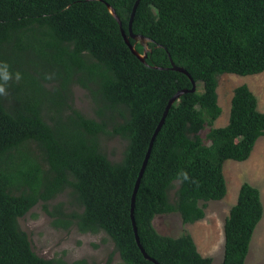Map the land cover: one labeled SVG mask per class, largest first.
Segmentation results:
<instances>
[{"label": "trees", "instance_id": "trees-1", "mask_svg": "<svg viewBox=\"0 0 264 264\" xmlns=\"http://www.w3.org/2000/svg\"><path fill=\"white\" fill-rule=\"evenodd\" d=\"M136 1L0 0V62L22 75L0 96V264H64L38 256L19 220L67 191L70 214L63 204L53 213L45 206L57 225L105 233L123 264H154L136 242L132 196L165 108L184 89L154 142L134 217L142 247L159 264H213L189 232L165 236L154 222L174 213L184 224L203 220L206 203L227 194L225 162L247 161L264 136V111L246 84L233 91L228 124L214 127L219 77L264 72V0H141L132 29L152 40L146 64L107 7L134 44ZM170 59L197 83L195 92ZM74 86L88 93L96 118L74 107ZM109 135L126 142L120 161L102 149ZM181 170L189 181L177 179ZM263 216L260 190L242 184L225 220L221 264H245Z\"/></svg>", "mask_w": 264, "mask_h": 264}, {"label": "rangeland", "instance_id": "rangeland-1", "mask_svg": "<svg viewBox=\"0 0 264 264\" xmlns=\"http://www.w3.org/2000/svg\"><path fill=\"white\" fill-rule=\"evenodd\" d=\"M246 84L258 99V108L264 111V72L259 75L241 77L225 74L218 79V98L222 114L214 127L221 128L228 124L233 91ZM73 105L85 116L96 118L94 105L88 93L79 86H74ZM207 128L202 136L205 137ZM210 136L209 141L211 142ZM207 141L209 144L210 142ZM126 142L119 137L105 136L102 149L108 158L117 162L123 157ZM224 175L227 183V194L221 201L206 203L205 218L194 224H184L179 214L162 215L154 224L157 231L165 236L179 237L187 231L191 234L199 253L203 257L213 258V264H221L224 256V224L230 209L236 204L239 190L244 183L257 187L261 192L264 206V136L261 137L249 159L245 162L226 161ZM69 191L59 195L47 205L40 202L29 213L19 220L21 229L27 233L34 252L46 259L56 260L64 264H74L86 260L88 264H123L114 243L105 233H81L77 227L65 228L57 225V217L45 210L63 204L64 213L70 214L74 207L69 205ZM245 264H264V216L258 224Z\"/></svg>", "mask_w": 264, "mask_h": 264}, {"label": "water", "instance_id": "water-1", "mask_svg": "<svg viewBox=\"0 0 264 264\" xmlns=\"http://www.w3.org/2000/svg\"><path fill=\"white\" fill-rule=\"evenodd\" d=\"M140 1L141 0H137L133 6V9H132V14H131V18H130V22H129V27H128V31H129V37L130 39L134 40V44H131L129 38L126 36L125 34V31L124 29L122 28V22L120 20V18L118 17L116 11L110 6V5H107L108 9H109V12L112 14V16L116 19V21L118 22L120 28H121V32H122V36L125 40V43L126 45L130 48V50L132 51V53L142 62V63H145L146 64V59L148 57V54L149 52H151V50L149 49L148 47V44L150 42H152V40H150L149 38H146L145 36H142V35H137V34H134L133 32V29H132V26H133V21H134V17H135V14H136V11H137V8L140 4ZM137 44H140L143 49H144V52L143 54L139 53L136 49V45ZM171 60V59H170ZM171 65H172V70L174 71H177V72H181L185 75H187L191 81H192V90L191 92H195L197 90V83L192 79V77L190 76V74L182 67H178L175 65V63L171 60ZM190 92L189 90L187 89H184V90H181L179 92H177L171 99L170 101L168 102V105L167 107L165 108V111L163 113V116L152 136V139H151V142H150V145H149V148H148V151L146 153V156H145V159H144V162H143V165H142V168H141V171L139 173V176H138V179L136 181V184H135V188H134V192H133V196H132V203H131V219H132V223H133V227H134V233H135V237H136V242L138 244V247L140 248L143 256L145 257V259L153 262L154 264H159L157 261H155L154 259H152L147 253L146 251L144 250V248L142 247L141 245V242H140V239H139V236H138V230H137V227H136V222H135V217H134V210H135V202H136V197H137V193H138V190H139V187H140V183H141V180H142V177H143V174L145 172V169L147 167V164H148V161H149V158H150V155H151V152H152V148H153V145H154V142L160 132V130L162 129L164 123H165V120L167 118V115L169 113V110L171 109V107L173 106V104L180 99L181 96H183L184 94Z\"/></svg>", "mask_w": 264, "mask_h": 264}, {"label": "clouds", "instance_id": "clouds-1", "mask_svg": "<svg viewBox=\"0 0 264 264\" xmlns=\"http://www.w3.org/2000/svg\"><path fill=\"white\" fill-rule=\"evenodd\" d=\"M51 78V77H47ZM22 79V75L20 72L13 73L10 70V65L6 62H0V96L7 97L9 95L8 88L13 80L20 81ZM177 179L181 182L189 181L190 177L187 172L181 170L177 174ZM194 182V181H193Z\"/></svg>", "mask_w": 264, "mask_h": 264}]
</instances>
